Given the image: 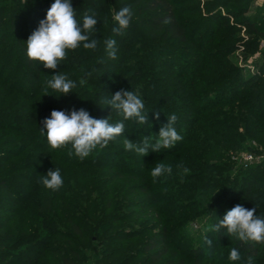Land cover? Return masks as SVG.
<instances>
[{
	"label": "trees",
	"instance_id": "trees-1",
	"mask_svg": "<svg viewBox=\"0 0 264 264\" xmlns=\"http://www.w3.org/2000/svg\"><path fill=\"white\" fill-rule=\"evenodd\" d=\"M34 1L25 0L24 6L19 0L1 5L0 27L5 20L3 14L9 10L10 28L3 35H19V48L25 54V62L40 73L42 66L30 61L26 55V25L44 19L54 0L50 3L41 1L33 6ZM72 1L78 3L73 8L79 18L102 0ZM141 1L136 0L137 4ZM219 3V0H214L216 6ZM146 7L156 11L148 22L155 33L152 37L157 38L156 33H161L163 43L191 42L197 49V60L192 62L189 74L182 72L179 76L185 82L182 94L180 91L177 94L167 92V86H162L160 79L149 76L117 78L119 88L116 91L133 90L143 100L149 124L125 121L117 112L110 110L106 118L109 117L113 124L124 122L123 136L117 138V144L109 143L83 160L75 155L69 156V148L53 150L49 147L46 136L41 133L44 126L37 124L41 116L35 104L26 107L22 116L7 114L11 120H16L18 127L23 126L24 129L6 127L10 132L0 135V264H94V261L95 264H161L169 255L173 258L164 264H190L191 259L194 264H207L202 258L204 248L186 247L178 236L179 230L170 228L172 220V223L161 222L162 230L140 244L138 253L147 257L135 262L136 259L127 256V245L141 238L145 232H124L120 226L147 212L162 221L169 210L161 209L160 203H164L162 207H180L183 204L179 202L181 198L200 194L197 187L218 191L214 198L207 199L206 205L195 203L193 211L197 212L201 221L214 226L227 210L237 204L247 209L256 208L257 216L264 217V160L256 166L241 169L233 176L225 172L216 174L232 168H226L216 158L229 160L230 152L243 149V141L253 140L264 149V66L256 74L244 78L241 84L243 71L229 59L232 53L229 48H207L205 44L212 43L213 39L196 46L203 20L198 21L190 39L174 0H148ZM248 9L249 6L242 13ZM19 27L21 30H18ZM248 27L264 38L263 29L254 23ZM121 47L125 48V44ZM131 47L129 44L125 51L128 53ZM159 47L152 57L154 61H162L164 54L171 55L172 50H167V45ZM140 54H143L142 51ZM89 59L81 66L90 62L84 67V72L88 70L90 73ZM12 62L10 52L6 67ZM148 64H144V69ZM124 73L125 69L120 71L121 76ZM85 77H89V80L85 78L88 84L77 94V101L85 100V103L77 109L83 108L97 118L99 110L93 104L97 88L90 75ZM231 89H234L232 93L229 92ZM224 98L223 104H219V100ZM157 112L159 119H156ZM171 114L177 116L175 127L183 137L174 147L161 149L159 153L149 152L143 157L125 150V137L139 142L150 133L148 136L155 142L154 135L167 123V116ZM247 150L252 151L251 148ZM157 163L171 165V175L154 179L150 172ZM54 168L60 170L64 181L57 191L46 189L41 183V177ZM185 168L188 169L186 173ZM260 170L261 178H253ZM242 178L244 180L238 184ZM132 180L139 184L132 183ZM137 194H144L147 198L138 203L132 201L131 198ZM137 210L140 213H136ZM19 213L22 214L17 218ZM59 227L68 228V232H62ZM223 230L217 233V247H222L217 252V260L226 257L230 251L222 243ZM61 239L65 242L62 243ZM172 243L182 253L180 257L171 251ZM234 248L248 257L252 256L254 264H264V244H245L238 240ZM85 250L91 254H86ZM122 253L126 254L120 257ZM212 260V263L217 261Z\"/></svg>",
	"mask_w": 264,
	"mask_h": 264
},
{
	"label": "rangeland",
	"instance_id": "rangeland-1",
	"mask_svg": "<svg viewBox=\"0 0 264 264\" xmlns=\"http://www.w3.org/2000/svg\"><path fill=\"white\" fill-rule=\"evenodd\" d=\"M19 1L24 6L25 0ZM41 1L50 3L52 0H35L32 5L36 6L40 4ZM89 1L97 2L98 0ZM5 2H11V0H0V7ZM147 2L148 0H143L137 4L136 0H102L99 2L98 6L93 5L90 11H84L77 19L82 20L86 13L95 14L98 22L96 30L91 34V38L98 41V48L92 51L85 50L81 46L75 51H70L67 59L55 70L46 69L40 64V66H42L40 73L37 72V69L29 67V64L25 62V54H23L22 50L19 48V44H21L18 38L19 35H13L11 33L8 37L3 35L9 30L8 28H10L8 23L10 11H5L6 13L3 14L5 20L0 27V127L3 126V129L0 130V135L10 132L6 127H16L23 130L24 127H18L16 120H11L7 114L22 116L24 115L26 107L32 106V104L37 106L38 113H40L39 116H41L37 120L38 126H43V120L50 117L52 110H63L70 113L73 109L78 110V107L83 106L85 100L78 102L77 94L84 89V85L88 84L87 80H89V77L86 78L85 76H89V72L88 70L84 72V67L89 65L90 62L86 63L84 66H81V63L89 58H92L89 59L91 60L89 71L92 75H90V77L94 80L93 85L97 88L96 94L94 95L95 98L93 99L94 106L96 105L95 107L99 110L97 118H106L108 116V112L111 108L108 107L104 101L110 99L111 96L117 92L116 90H118L119 85L116 80L117 78H121L122 80L124 76H127L126 78H132V76H141L145 78V76H149L160 79L159 83L164 87L167 86V92L177 94L180 91L182 94L183 91L181 90L185 88L182 87V85L185 82L179 76L182 72H187L189 74L192 62L197 60L195 57L197 49H195V45L191 42L176 43V41H173V43H163L162 37H160L161 33H156L159 36L157 38L152 37L155 33L152 31L148 22L156 15V11L146 9ZM219 2L220 5L216 6L214 0H174V4L177 5L176 10L178 16L186 26L190 39H192L193 33L198 26V21H204L196 46L204 45L207 43V40L213 39L212 43H208L209 45L205 44L207 48L227 47L232 51L229 59L243 71V79H241L240 82L242 84L244 78L256 74V72L264 66V38L258 36L248 27L249 24L254 23L257 27L264 30V0H219ZM72 5L75 6L78 5V3L72 1ZM125 6L131 8L133 16L130 26L124 31L123 35H117L116 37L114 34L113 39L116 40L117 58L113 60L108 57L105 51L104 41L111 38V30L114 26H117L113 19L114 14ZM247 6H249L248 11L242 13L246 10ZM38 25L39 23L36 20L26 25V27H28L27 39L31 33L38 28ZM18 30H21L20 27ZM123 43L125 44V48L129 44L132 45L128 53L125 51L124 47H121ZM165 45H167V50H172L171 52L169 51L171 55H167L168 53L164 54V59L162 61H154L152 57L158 52L159 46L164 48ZM248 46L251 47L247 48ZM141 51L143 53L142 55L140 54ZM10 52L13 56V62L6 67V64L9 62ZM122 60H125V62L122 63ZM148 62V67L144 69V64ZM123 64H125V66ZM124 69L126 73L121 76L120 71ZM58 72L75 81L77 86L67 95H61L51 89H48V95H45L44 89L46 81L51 79V75H55ZM31 73L33 75H31ZM33 76H35V79ZM81 81H83V83H81ZM233 91L234 89H231L229 92L232 93ZM225 99L226 98L219 100V104H223ZM93 104L90 106H93ZM239 132L241 133L242 131ZM147 134L150 135V133ZM241 134L243 135V132ZM154 136H156V134ZM19 140H21V138H19ZM109 143L115 145L118 143V140L116 139ZM242 146L243 149L229 153V160L220 159V157L216 158L219 162H223L226 168L232 167L226 171L220 170L216 172V174L225 172V174L233 176L238 174L237 172H240L241 169L256 166L264 160V149L259 147L255 141L247 139L243 141ZM247 148H251L252 151H248ZM245 155L253 156V160L247 167L244 161ZM137 170H139L138 167ZM261 173L262 171L260 170L253 175V178H261ZM242 180H244V178L238 180V184ZM131 182L139 184L138 181L132 180ZM166 182L168 181L166 180ZM196 189L200 191V194L181 198L179 202L183 204L180 207H162L164 203H160L159 207L161 209L169 210L168 213L164 214L165 217H162V221L160 218L155 217L153 213L147 212L139 218L129 219V221L120 224V226H122L121 231L125 230L124 232H129L131 230H136L140 233L145 232V235L141 238L129 242L127 245V248H129L127 256L136 259L135 262H141V260L147 256H141V254L138 253L139 251H137V248L140 244L148 237L157 235L162 230L160 226L161 222L172 223L173 221L170 228L179 230L178 236H181V240L186 247L196 248L201 246L204 248L205 255L202 258L207 264H244L248 255H245L242 251H239L241 255L240 261H230L228 259L230 251L226 254V257L217 260V252L222 248L220 246V248L217 247L219 243L217 241V232L209 230L213 225H211L210 222L201 221L197 212L193 210L196 208L195 203L206 205L207 199L211 198V196L213 197L218 191L211 192L203 187H197ZM146 198L144 194H137L133 196L131 200L138 203L144 201ZM194 198L197 199L189 201ZM191 205L195 206L189 207ZM184 207H187V209ZM165 210H162V212ZM135 212L140 213L139 210ZM171 212H174V214H170ZM21 214L22 213H19L17 218H19ZM59 228L62 229V232H68L66 231L68 228ZM205 237L212 241L210 247L206 244ZM93 239L95 240V238ZM222 240L223 245L230 248V250L234 248L235 243L238 241L236 237L227 236L226 230H223ZM60 241L62 243L65 242L63 239ZM176 247V244L172 243L171 251L173 254H176V257H180L182 253H179ZM85 252L88 255L91 254L88 250H85ZM125 254L126 253H122L120 257L125 256ZM213 255H215L214 258ZM171 256L172 255H169L165 258L161 264L173 258ZM212 259L220 263H216L217 261L212 263ZM93 263L95 264V261ZM189 263L194 264L193 259L189 260Z\"/></svg>",
	"mask_w": 264,
	"mask_h": 264
},
{
	"label": "clouds",
	"instance_id": "clouds-1",
	"mask_svg": "<svg viewBox=\"0 0 264 264\" xmlns=\"http://www.w3.org/2000/svg\"><path fill=\"white\" fill-rule=\"evenodd\" d=\"M133 12L125 6L113 16L117 26L112 28L115 35H123L130 26ZM98 19L95 14H85L82 20L77 19V12L73 8L72 0H54L46 12L44 19L39 21L38 28L34 30L26 41V55L36 64H42L46 69L55 70L68 57L70 51H75L81 46L85 50L95 51L98 41L91 38L96 30ZM105 51L110 59H116V40L113 38L104 41ZM91 75V73H89ZM83 83V81H81ZM76 82L66 75L58 72L51 75L46 81L45 95L48 89L67 95L76 87ZM60 95V96H61ZM111 111L117 112L123 120L135 121L138 125L149 124L148 113L140 96L132 91H117L110 99L104 101ZM159 119V112L156 114ZM177 116H167V123L162 125L156 134L155 142L151 136H144L139 142L128 138L123 139L126 151L135 152L146 156L149 152L159 153L161 149H170L183 139L175 125ZM42 135L46 136L49 147L53 150L69 148L68 155H75L83 160L94 151L108 146L110 141L123 136L125 124L123 121L115 124L108 118H94L88 111L81 108L73 109L70 113L63 110H52L50 117L43 120ZM171 165L157 163L150 172L156 179L164 175H171ZM184 172H188L185 168ZM42 185L49 190L57 191L63 186V177L58 168L49 170L41 177ZM256 208L247 209L237 204L227 210L218 223L209 230L219 233L226 230L227 236L236 237L245 244H264V217L257 216ZM206 244L210 247L212 241L205 237ZM228 259L232 262L240 261L241 255L235 248L230 250ZM245 264H254V258L249 256Z\"/></svg>",
	"mask_w": 264,
	"mask_h": 264
},
{
	"label": "built area",
	"instance_id": "built-area-1",
	"mask_svg": "<svg viewBox=\"0 0 264 264\" xmlns=\"http://www.w3.org/2000/svg\"><path fill=\"white\" fill-rule=\"evenodd\" d=\"M253 160V156L252 155H245L244 156V161H245V165L246 167L248 166V164Z\"/></svg>",
	"mask_w": 264,
	"mask_h": 264
}]
</instances>
